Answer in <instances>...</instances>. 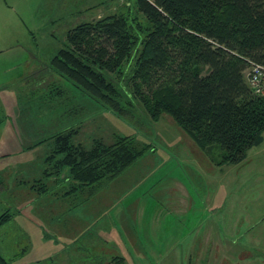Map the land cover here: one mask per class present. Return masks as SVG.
Returning a JSON list of instances; mask_svg holds the SVG:
<instances>
[{"label":"rangeland","instance_id":"rangeland-1","mask_svg":"<svg viewBox=\"0 0 264 264\" xmlns=\"http://www.w3.org/2000/svg\"><path fill=\"white\" fill-rule=\"evenodd\" d=\"M24 9V27L0 25V214L13 213L0 225V254L9 264H264V133L242 162L219 165V146L201 149L169 114L152 120L132 97L125 112L103 107L49 67L64 23ZM67 130L87 149L123 136L150 149L93 193L66 167L51 173L53 137Z\"/></svg>","mask_w":264,"mask_h":264},{"label":"trees","instance_id":"trees-1","mask_svg":"<svg viewBox=\"0 0 264 264\" xmlns=\"http://www.w3.org/2000/svg\"><path fill=\"white\" fill-rule=\"evenodd\" d=\"M251 62L264 65V0H134L70 26L49 67L105 108L125 112L132 97L152 120L169 114L201 149L219 146L223 165L242 162L263 140L264 95L245 79ZM53 142L51 173L66 167L93 193L150 149L130 136L87 149L70 130ZM12 214L2 212L0 225ZM0 264H9L1 254Z\"/></svg>","mask_w":264,"mask_h":264},{"label":"crops","instance_id":"crops-1","mask_svg":"<svg viewBox=\"0 0 264 264\" xmlns=\"http://www.w3.org/2000/svg\"><path fill=\"white\" fill-rule=\"evenodd\" d=\"M130 3L128 0H19L15 2L0 0V25H17L19 22L24 27L25 21L30 17L25 13L24 7L32 6L34 12L42 14V10L44 11L43 15L46 16V21L64 23V30H67L76 20L74 16L82 17V21L95 20L101 16L124 10L126 6L133 5ZM48 5L49 9L47 10ZM76 21H80V19L78 18ZM33 32L31 29H27V33L32 35ZM102 236L108 237L106 233ZM117 237L120 238V236Z\"/></svg>","mask_w":264,"mask_h":264},{"label":"built area","instance_id":"built-area-1","mask_svg":"<svg viewBox=\"0 0 264 264\" xmlns=\"http://www.w3.org/2000/svg\"><path fill=\"white\" fill-rule=\"evenodd\" d=\"M245 79L253 93L264 95V65L251 62L245 70Z\"/></svg>","mask_w":264,"mask_h":264}]
</instances>
